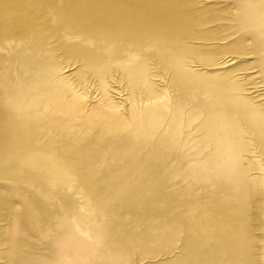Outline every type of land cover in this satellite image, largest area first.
I'll return each mask as SVG.
<instances>
[{"label":"rangeland","instance_id":"374dc122","mask_svg":"<svg viewBox=\"0 0 264 264\" xmlns=\"http://www.w3.org/2000/svg\"><path fill=\"white\" fill-rule=\"evenodd\" d=\"M262 123L264 0H0V264H264Z\"/></svg>","mask_w":264,"mask_h":264},{"label":"bare ground","instance_id":"6f19581e","mask_svg":"<svg viewBox=\"0 0 264 264\" xmlns=\"http://www.w3.org/2000/svg\"><path fill=\"white\" fill-rule=\"evenodd\" d=\"M145 13H143V15H141V17L143 18V19H145L146 18V15H144ZM257 19V18H256ZM260 22H261V20H259ZM255 23H257V22H255ZM259 23V22H258ZM143 24V25H142ZM144 24H147V25H144ZM138 25H142L143 26V30H144V28L146 27V30L147 29H149L150 28V24L147 22V20H144L141 24H138ZM260 26V25H259ZM138 27V26H137ZM261 36V35H260ZM244 39V38H243ZM179 41V40H178ZM56 70H57V72H61V69L60 68H57L56 67ZM55 70V71H56ZM65 81V80H64ZM60 82H61V80H60ZM67 83H69V82H67ZM62 84V83H61ZM69 85V84H68ZM72 85V84H71ZM68 87V86H67ZM72 87V86H71ZM70 87V88H71ZM76 88V87H75ZM72 89V88H71ZM75 92V91H74ZM78 96H79V94H78ZM82 100H83V97H82ZM79 102V101H78ZM77 103V102H76ZM75 104V103H74ZM78 107V106H77ZM79 108V107H78ZM259 132H260V139H261V141H262V144H260V145H262L263 146V150H264V123H262V124H260V127H259V130H258ZM259 132H257L258 134H259ZM25 140H26V137L24 136L23 137ZM24 139H21V137H20V139H18V140H21L22 141V143H23V147H24V145H26V147H27V142L26 143H24L25 141H24ZM261 146V147H262ZM262 150V149H261ZM203 239V238H202ZM214 241H216V242H214V256L215 257H219V255L220 256H227V254H229L230 252H233L232 250H231V248L232 247H234L235 246V242H236V240H235V237H234V233H232V232H227L226 230H224V232H220V231H218V232H216V235L214 234ZM219 241V242H218ZM213 247H211L210 249H212ZM252 248V247H251ZM250 248V249H251ZM253 249V248H252ZM262 249V248H261ZM258 252V251H257ZM261 252V251H260ZM252 255V254H251ZM259 256V255H258ZM264 258V257H263ZM262 259V258H261ZM225 263V262H224ZM236 263V262H235ZM259 263V262H258ZM227 264V263H226ZM262 264V263H261Z\"/></svg>","mask_w":264,"mask_h":264}]
</instances>
